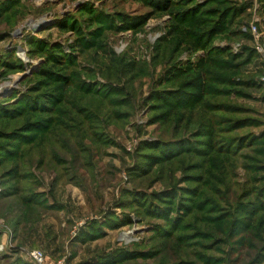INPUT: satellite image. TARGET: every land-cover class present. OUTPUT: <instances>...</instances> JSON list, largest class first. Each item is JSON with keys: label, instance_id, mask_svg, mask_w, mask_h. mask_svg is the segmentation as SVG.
Listing matches in <instances>:
<instances>
[{"label": "rangeland", "instance_id": "1", "mask_svg": "<svg viewBox=\"0 0 264 264\" xmlns=\"http://www.w3.org/2000/svg\"><path fill=\"white\" fill-rule=\"evenodd\" d=\"M264 264V0H0V264Z\"/></svg>", "mask_w": 264, "mask_h": 264}, {"label": "built area", "instance_id": "2", "mask_svg": "<svg viewBox=\"0 0 264 264\" xmlns=\"http://www.w3.org/2000/svg\"><path fill=\"white\" fill-rule=\"evenodd\" d=\"M28 256L32 264H46L45 253L40 250L30 251ZM58 264H65V263L63 261H60Z\"/></svg>", "mask_w": 264, "mask_h": 264}]
</instances>
